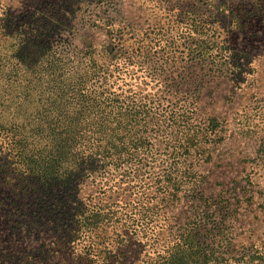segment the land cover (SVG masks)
Returning <instances> with one entry per match:
<instances>
[{
  "label": "rangeland",
  "instance_id": "374dc122",
  "mask_svg": "<svg viewBox=\"0 0 264 264\" xmlns=\"http://www.w3.org/2000/svg\"><path fill=\"white\" fill-rule=\"evenodd\" d=\"M42 23L55 52L40 49L38 58L60 65L68 54L77 70L93 61L122 88L157 82L137 77L138 66H123L109 45L126 55L153 46L145 62L170 78L172 91L160 98L175 113L147 119L134 180L101 179L98 156L85 177L57 164L41 181L0 161V264H229L211 250L215 240L233 238L239 255L264 241V0H0L5 122L35 114L39 96H27L25 75L37 48L19 40ZM48 133L37 137L42 157H71ZM133 141L131 132L127 146ZM128 202L151 204L149 231L134 223Z\"/></svg>",
  "mask_w": 264,
  "mask_h": 264
},
{
  "label": "trees",
  "instance_id": "16d2710c",
  "mask_svg": "<svg viewBox=\"0 0 264 264\" xmlns=\"http://www.w3.org/2000/svg\"><path fill=\"white\" fill-rule=\"evenodd\" d=\"M35 26L36 28H32V31H34L32 37L28 38V36H25L28 34L27 30H22L18 33V36H25L24 39L21 38L22 36L20 37V43L21 41H27L31 45L32 42L37 48L35 50L36 60L28 66L29 68H26L30 70L31 74L28 77L25 75V79L27 80V96H29L30 92H36L39 96L38 105L35 107L34 115L31 113L30 116L18 121L15 118L13 119V117L6 122L3 121L1 119L2 111L0 110V143L6 145V148L3 147V153L0 154V161L3 162L4 166L15 169L16 172H28L31 176L41 181L43 179H52L51 177L54 174H49L48 170H54V166H57V164L58 166L61 164L77 166L79 172L75 174L79 175L82 173L81 170L83 168L85 177L90 174L89 171L94 167V164H91L90 161L94 156H98L97 160L101 165V172L98 177L101 179L111 178L112 181H116V179L123 181V176L127 174H129L127 177H131L132 180L138 178L134 174L130 176L132 172L131 165L134 157H138V151L136 150L139 147H143L142 143L147 141V136L144 137L150 122L147 119L152 120L153 115L163 116L167 113L171 119L175 113L173 109V112L169 113L172 110H169L167 106L161 105L160 96L164 95V91H168L167 93L172 91L169 89L172 85V82L170 84V78L165 76L164 79H161V74L154 65L149 62L146 64L145 62L146 57L151 60L155 58L154 54L156 52H150L153 46L147 51L140 48L141 50L138 53H136V50L127 51L126 55L125 50L120 52L116 50L117 46L109 45L108 48L111 53L123 66H138L139 71L143 73L137 74V77H142L146 74V76H150L157 82L155 86H151L152 88L140 85L143 88L127 89L122 88L121 85L113 86L109 83L107 84V71L100 76V70L93 61L77 70L73 63L80 61H76V58L71 59L68 54H64L65 58L63 57L61 61L63 63L60 65L58 60L56 58L51 59L48 56L49 54H46L45 58H38L37 54L40 53V49L55 51L51 45V40L40 35L48 34V32L53 33V30L45 29V24L42 27ZM6 27L8 26L5 25ZM42 30L45 32H42ZM52 52L51 54H53ZM139 53H141V56ZM1 56L2 52L0 51V75L3 65ZM17 64H13L14 68ZM14 68L11 70L16 71L17 69ZM104 76L105 78L102 81L100 77ZM44 78L47 80L43 86L37 87ZM172 78L176 79V76ZM139 83L141 84V81ZM30 104L28 102V105ZM22 105L23 103L21 102V109L24 107ZM88 120L90 121L88 122ZM47 129L49 133L46 136H49L52 140L51 143L47 140L45 146L50 143L54 146L65 147L62 152L67 151L71 157H66L63 160L49 155L42 157L44 148L37 149V143L39 142L37 137L40 134L47 133ZM131 132L134 141L127 146V134H131ZM73 149L76 153H74ZM123 154H126L127 158ZM126 164L127 168H123ZM86 165L90 166L88 170L84 168ZM118 169H123V171L118 174ZM75 174L68 169L64 170L66 178L75 176ZM108 174L110 176H107ZM163 184L158 185L162 190H166L163 189ZM138 192L140 190H137V195L140 194ZM171 193L173 192L171 191ZM166 196L163 195L164 198ZM150 205L147 203H135L134 205L133 202L127 203V208L131 211L130 216L136 220L134 223L146 232L149 231L148 227L151 223V220H149L150 215L147 213L150 210ZM97 212L100 213L101 211L98 209ZM210 223L212 226L215 221ZM211 226H208L209 231L213 229ZM132 228H135V226ZM227 233L229 234V231ZM181 239L182 237L179 240ZM232 239L225 236L223 239L215 240V245L211 247V250L219 252L218 257L229 264H264V241H259V244L250 243V246L248 245V248H250L249 253L247 255H239L233 252L235 251V244ZM221 240L227 241L222 242ZM189 244L192 246L191 243ZM240 245L241 247H246V244L242 243Z\"/></svg>",
  "mask_w": 264,
  "mask_h": 264
}]
</instances>
